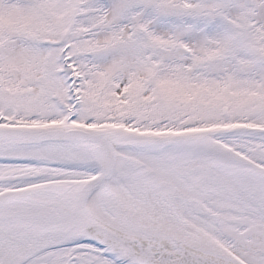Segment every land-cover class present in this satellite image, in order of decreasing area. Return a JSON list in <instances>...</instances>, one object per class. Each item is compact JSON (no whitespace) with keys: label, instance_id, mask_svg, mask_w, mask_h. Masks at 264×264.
I'll list each match as a JSON object with an SVG mask.
<instances>
[{"label":"snow or ice","instance_id":"1","mask_svg":"<svg viewBox=\"0 0 264 264\" xmlns=\"http://www.w3.org/2000/svg\"><path fill=\"white\" fill-rule=\"evenodd\" d=\"M0 264H264V0H0Z\"/></svg>","mask_w":264,"mask_h":264}]
</instances>
